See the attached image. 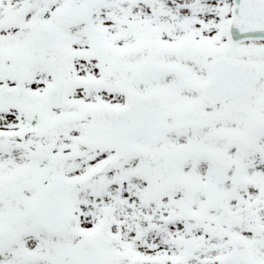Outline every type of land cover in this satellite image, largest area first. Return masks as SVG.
<instances>
[{
	"label": "snow or ice",
	"instance_id": "obj_1",
	"mask_svg": "<svg viewBox=\"0 0 264 264\" xmlns=\"http://www.w3.org/2000/svg\"><path fill=\"white\" fill-rule=\"evenodd\" d=\"M0 264H264V0H0Z\"/></svg>",
	"mask_w": 264,
	"mask_h": 264
}]
</instances>
